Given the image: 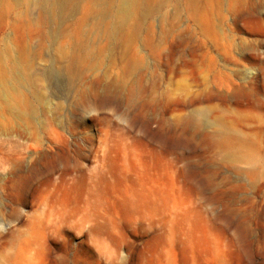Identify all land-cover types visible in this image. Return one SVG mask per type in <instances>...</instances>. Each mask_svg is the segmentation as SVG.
<instances>
[{
	"label": "rangeland",
	"instance_id": "1",
	"mask_svg": "<svg viewBox=\"0 0 264 264\" xmlns=\"http://www.w3.org/2000/svg\"><path fill=\"white\" fill-rule=\"evenodd\" d=\"M0 264H264V0H0Z\"/></svg>",
	"mask_w": 264,
	"mask_h": 264
},
{
	"label": "bare ground",
	"instance_id": "2",
	"mask_svg": "<svg viewBox=\"0 0 264 264\" xmlns=\"http://www.w3.org/2000/svg\"><path fill=\"white\" fill-rule=\"evenodd\" d=\"M7 103L13 106V104H12L10 99H7Z\"/></svg>",
	"mask_w": 264,
	"mask_h": 264
}]
</instances>
